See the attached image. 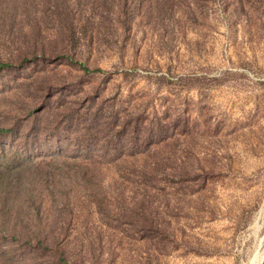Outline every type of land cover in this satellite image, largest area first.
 <instances>
[{"label":"rangeland","instance_id":"1","mask_svg":"<svg viewBox=\"0 0 264 264\" xmlns=\"http://www.w3.org/2000/svg\"><path fill=\"white\" fill-rule=\"evenodd\" d=\"M108 10L68 50L74 62L50 47L0 71V170L16 154L99 155L82 139L99 141L103 115L154 123L153 148L123 152L158 153L167 174L180 173L163 187L161 231L99 239V215L73 197L69 218L81 233L65 264H252L264 239V0H143L128 15ZM51 11L49 0H0V57L26 43L4 29L24 27L28 45L61 44ZM93 17L85 10L78 24ZM0 244L19 264H62L38 242Z\"/></svg>","mask_w":264,"mask_h":264},{"label":"trees","instance_id":"2","mask_svg":"<svg viewBox=\"0 0 264 264\" xmlns=\"http://www.w3.org/2000/svg\"><path fill=\"white\" fill-rule=\"evenodd\" d=\"M65 1L49 0L52 18L62 22H58L57 29L62 43L49 39L44 41L47 45H28L24 27L19 32L4 29L7 36L14 38L18 33L26 43L22 42L20 49L5 56L8 58L0 57V71L22 66L29 57L36 60L46 55V49L50 47L55 49L51 52L59 53L57 56L74 62L68 50L73 44L88 40L83 37L88 33L86 24L97 19L103 21L108 9H118L121 14L128 15L143 3V0H87L91 6L85 9L83 0L76 6ZM96 6L99 11L94 9ZM85 10L95 17L85 18V24L79 25ZM92 38H95L93 34ZM57 46L61 47L60 52L56 50ZM79 65L87 73H106L102 69L92 71L84 64ZM109 118L106 121L104 115L99 117V141L90 135L82 139L85 147L99 146V155L35 158L16 154L14 156H19V160L0 170V241L38 242V247L51 251L65 264L72 234L75 230L81 233L75 228L79 219L69 218L73 197L83 206L87 204L93 215H99V228H96L99 239L116 237L126 230L148 236L161 231L163 187L167 188L170 175L176 178L180 173L167 174L165 165L168 161L158 153L123 152L136 151L145 145L153 148L158 143L161 128L120 113ZM93 128L97 127L93 124ZM87 230L94 228L88 223ZM13 255L8 247L0 244V264H19Z\"/></svg>","mask_w":264,"mask_h":264},{"label":"bare ground","instance_id":"3","mask_svg":"<svg viewBox=\"0 0 264 264\" xmlns=\"http://www.w3.org/2000/svg\"><path fill=\"white\" fill-rule=\"evenodd\" d=\"M259 221H260V220H259ZM259 225H260V224H259ZM263 242H264V239H262V240L260 241L259 247H258V249H257V251H256V253H255V255H254V256H255V259H254V257H253V259L250 260V261H253L252 264H262V259H263V257H264V254L262 253ZM249 264H251V262H250Z\"/></svg>","mask_w":264,"mask_h":264},{"label":"water","instance_id":"4","mask_svg":"<svg viewBox=\"0 0 264 264\" xmlns=\"http://www.w3.org/2000/svg\"><path fill=\"white\" fill-rule=\"evenodd\" d=\"M264 262V257H263V259H262V263Z\"/></svg>","mask_w":264,"mask_h":264}]
</instances>
